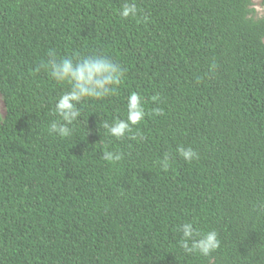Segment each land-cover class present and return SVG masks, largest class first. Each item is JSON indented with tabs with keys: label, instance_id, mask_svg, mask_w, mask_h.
Masks as SVG:
<instances>
[{
	"label": "trees",
	"instance_id": "trees-1",
	"mask_svg": "<svg viewBox=\"0 0 264 264\" xmlns=\"http://www.w3.org/2000/svg\"><path fill=\"white\" fill-rule=\"evenodd\" d=\"M125 2L0 0V264H264V16L253 0H134L124 19ZM50 51L126 69L64 138ZM132 92L147 115L118 140L102 124ZM186 222L219 249L185 253Z\"/></svg>",
	"mask_w": 264,
	"mask_h": 264
},
{
	"label": "clouds",
	"instance_id": "clouds-1",
	"mask_svg": "<svg viewBox=\"0 0 264 264\" xmlns=\"http://www.w3.org/2000/svg\"><path fill=\"white\" fill-rule=\"evenodd\" d=\"M138 9L136 3L126 2L119 9L120 17L128 19L136 17ZM147 17H145V21ZM50 59L47 66L50 69L51 77L58 83H67L70 89L59 96L54 114L58 119L50 124V132L61 138L68 137L72 133L70 127L81 115L78 105L88 99L103 100L115 93L117 87L122 83L126 69H122L111 59L93 55L83 58L73 59L71 57L56 58V54L49 52ZM153 101L158 97L153 96ZM127 117L126 119L116 118L112 122L104 121L103 129L107 134L116 139H124L129 136L133 126L139 125L146 117L147 113L143 105V97L132 92L127 97ZM155 114H162L161 110L154 109ZM131 139H137V136H131ZM142 139V137H140ZM177 153L186 162L198 159V153L191 147H178ZM102 158L110 163H116L123 158L119 151L104 150ZM169 157L164 155L161 161V167L164 171L169 168ZM182 234L179 241L180 248L188 254H199L207 257L220 247L218 233L215 230L201 232L193 222L183 223L178 227Z\"/></svg>",
	"mask_w": 264,
	"mask_h": 264
},
{
	"label": "rangeland",
	"instance_id": "rangeland-1",
	"mask_svg": "<svg viewBox=\"0 0 264 264\" xmlns=\"http://www.w3.org/2000/svg\"><path fill=\"white\" fill-rule=\"evenodd\" d=\"M253 7L255 8V15L264 16V0H253ZM6 116V106L4 96L0 92V123L3 122Z\"/></svg>",
	"mask_w": 264,
	"mask_h": 264
}]
</instances>
